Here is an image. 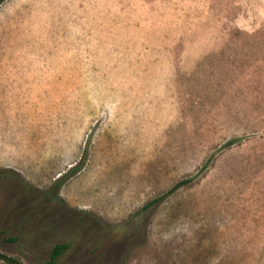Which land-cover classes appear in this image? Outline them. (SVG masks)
I'll list each match as a JSON object with an SVG mask.
<instances>
[{
  "label": "rangeland",
  "instance_id": "obj_1",
  "mask_svg": "<svg viewBox=\"0 0 264 264\" xmlns=\"http://www.w3.org/2000/svg\"><path fill=\"white\" fill-rule=\"evenodd\" d=\"M58 243L264 264V0H0V252Z\"/></svg>",
  "mask_w": 264,
  "mask_h": 264
},
{
  "label": "trees",
  "instance_id": "obj_2",
  "mask_svg": "<svg viewBox=\"0 0 264 264\" xmlns=\"http://www.w3.org/2000/svg\"><path fill=\"white\" fill-rule=\"evenodd\" d=\"M235 140H236L235 138H231V139H229V140H227L225 142V145L228 146L231 143H233ZM179 183H182V182L180 181ZM179 183H177V185H179ZM55 184L58 187L60 185V180H57L55 182ZM52 193H54V191L52 189L51 190L48 189L45 194H46V196L48 198H51L52 197V199L58 201V198L56 197V195L55 194H52ZM66 248H67V244L66 243H58V244H55L51 248V250L49 252L48 259L45 262H43L42 264H56L57 258L65 251Z\"/></svg>",
  "mask_w": 264,
  "mask_h": 264
},
{
  "label": "water",
  "instance_id": "obj_3",
  "mask_svg": "<svg viewBox=\"0 0 264 264\" xmlns=\"http://www.w3.org/2000/svg\"><path fill=\"white\" fill-rule=\"evenodd\" d=\"M0 261L4 264H21L20 262L14 260L13 258L0 252Z\"/></svg>",
  "mask_w": 264,
  "mask_h": 264
}]
</instances>
